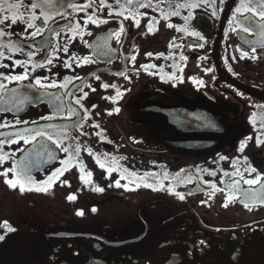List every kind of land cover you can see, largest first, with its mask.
I'll use <instances>...</instances> for the list:
<instances>
[{
    "label": "flooded vegetation",
    "instance_id": "flooded-vegetation-1",
    "mask_svg": "<svg viewBox=\"0 0 264 264\" xmlns=\"http://www.w3.org/2000/svg\"><path fill=\"white\" fill-rule=\"evenodd\" d=\"M87 2L80 0L73 4ZM106 3L110 7L101 8L100 0H93L87 14H93L95 9L94 15L107 23H89L87 27L84 26L86 13L66 5L61 9L65 16L56 15L49 20V27L62 29L59 35L46 30L43 35L32 38L33 30L26 29L24 24L0 25L12 33L10 38H0V42L11 39L24 46L23 54H11L4 49L9 58L0 59V64L8 67H0V74H22L24 68L13 62L27 60L29 52L34 53L33 63L45 61V66L36 67L35 71L29 65L28 79L20 84L4 81L9 90L22 88L27 95L8 102L4 107L8 109L6 112L0 108V123L15 125L0 128V140L12 139L6 133L24 129L67 132L70 139L65 144L81 146L79 160L85 165L84 171L93 174L92 183L87 184L80 178V168L69 164V170L44 192L47 193L45 200L44 193L39 199L24 197L19 188H10L0 176V235L5 237L0 241V251L10 238L42 231L48 248L51 251L56 248L57 258L67 254L106 264H264V205L249 201V207H245L240 199L226 200L221 183L232 179L224 173L234 172V164L243 169L244 157L258 172L264 173V129L261 128L264 124V48L256 43L254 60L241 59L237 51V48L251 51L242 38L255 43L261 37L255 31L232 32L231 21L238 0H223V3L216 0L215 16L211 8L194 10L199 21L196 30L205 37L204 41L177 30L184 26L182 17L187 14L184 10L178 16L164 19L152 8L137 9L134 0L130 7L143 14L137 17L140 21L137 27L132 18L115 15L119 11L116 0H106ZM120 3L126 4V0ZM160 7L168 9L167 0ZM110 9L112 15H109ZM154 17L158 23L153 21ZM36 23L42 24V20ZM77 23L83 39L80 35L72 39L73 33L67 28ZM149 23L153 25L151 31ZM121 24L125 31L119 43L114 35L105 41L109 33L119 31ZM169 24L173 27H168ZM173 42L179 47L171 46ZM199 44L203 47H198ZM57 46L59 50L54 52ZM65 46L67 53L63 51ZM73 54L78 58L89 57L94 62L77 66ZM181 55L186 59L181 60ZM132 56L135 60L130 59ZM48 58L53 59L51 65L46 64ZM142 65L155 67L145 71ZM36 77H41L45 84L55 82L57 87L30 89L28 86L34 85ZM104 84L115 87L105 89ZM67 92L75 95H66ZM54 94L64 96L65 117L69 104L77 115L71 119L59 115L52 120L42 119L56 113ZM75 98L81 99L83 108L71 103ZM27 105L28 109L24 110ZM84 109H87L86 118ZM163 110L173 112V116L162 113ZM17 120L28 123L16 124ZM76 123L83 127H59ZM53 125L56 127H50ZM257 137L262 141L259 145ZM241 143L245 144L242 152ZM41 144L52 151L55 159L47 156ZM88 148L97 156L116 157L122 168L140 176L147 172L162 177L167 172L171 178L181 173V179L191 176L193 182H173L174 191L185 194L184 200L169 193V180H164L165 187L159 190L143 184L139 187L129 184L131 190L116 187V180L121 185L129 182L121 180L116 171L109 175L101 169L86 151ZM3 151L15 153L13 160L16 161L26 158L37 181L47 180L68 156L50 141L40 138L36 143L24 144L21 140L18 144H5ZM222 156L226 159L221 160ZM10 166L11 161L0 166V171ZM8 178H12L11 173ZM149 182L156 183L151 177ZM212 184L216 185L215 191ZM97 186L104 191H95ZM241 186L248 189L242 182ZM255 189L258 191L259 186ZM13 191L21 198V205L13 203L12 195H8ZM25 192L30 195L36 191ZM69 195H75V199L70 201ZM33 199L37 202V205L34 203L36 214L29 209ZM225 203L227 207L223 206ZM4 206L10 211H5ZM81 210L84 215H77ZM5 222L15 231L7 232ZM55 233L72 237H48ZM130 240L137 242L123 244ZM54 260L50 257L47 264Z\"/></svg>",
    "mask_w": 264,
    "mask_h": 264
},
{
    "label": "snow or ice",
    "instance_id": "snow-or-ice-1",
    "mask_svg": "<svg viewBox=\"0 0 264 264\" xmlns=\"http://www.w3.org/2000/svg\"><path fill=\"white\" fill-rule=\"evenodd\" d=\"M93 0H88L87 3L83 5H77L72 4L70 5L74 11L80 12L83 11L86 13V20L84 22V26L87 27L89 23L99 25L100 23H107V20H101L98 17L94 15L95 9H93V14L89 15L87 14V9L92 7ZM116 3L119 5V11L115 12V15L117 16H123L124 19L132 18L134 20V23L137 27H139V19L137 18L140 15H143L142 13H139L135 10H133L130 6L133 5L134 0H126V4H121L120 0H116ZM164 3V0H135V7L138 8H152L153 11H158L160 13L161 18L167 19L170 16L173 15H180L181 10L186 11V15L182 17L184 20V26L181 28H178L177 30L180 32L185 33L188 36H192L197 38L200 41H204L205 37L201 35L200 31H197L196 28L199 27V21L197 16L195 15L194 10L200 9V8H211V14L213 16L217 15L218 8L216 5V0H183V2H180V0H167V3L169 5L168 9H164L160 7V4ZM221 3H223V0H221ZM173 4H175V7H173ZM110 7L106 0H100V7ZM65 7L64 4H60L59 7H57L56 3H54V0H31L30 3H25V0H0V25H4L7 27L9 23L11 25H17L18 23L26 25V29H32L33 31L30 33V36L32 38L37 37L38 35H43V33L47 30L49 33H54L56 35H59L60 31L54 27H49V20L53 19L56 15L65 16V13L61 11V9ZM23 9V10H22ZM37 10H39V15H37ZM127 13V14H126ZM112 11L110 9L109 15H112ZM258 21L257 22V18ZM37 20H42V24H37ZM153 21L158 23L156 18H153ZM193 21H196L195 24H193ZM232 32H235L239 34L240 32L249 33L251 34L253 31L256 32L257 35L261 37L260 41L252 42V41H243L242 42L248 44L251 47V51H245L242 48H237V51L240 53V58H250V59H256V43L260 44V47L264 48V0H238L237 6L234 8V13L232 17ZM152 23H149L148 29L149 31L152 30ZM168 27H173L172 24H169ZM67 28L70 32L73 33L72 39H75L76 35H80L81 39H83V34L80 33V24L77 23L75 25L69 24L67 25ZM125 31L123 24H121L119 31L115 33H109L105 37V41L110 39L113 35L117 37V42L119 43V37L120 35ZM87 35H91L90 32L86 33ZM11 37L12 33L5 30L4 27H0V38L3 37ZM206 42V41H205ZM48 43L47 41L44 42V44ZM44 44H42L40 47L37 48V51H39ZM175 47H179L178 45H175L173 42V45ZM198 47H203V44L197 45ZM31 47V45H29ZM23 48L24 46L21 45L18 41H12L9 39L7 42H0V59H7L9 57L5 56L6 49L11 54L21 53L23 54ZM59 47L53 49V51H58ZM63 51L65 53L68 52V48L65 46L63 48ZM148 56H152V53H147ZM28 59L25 61L21 60H15L13 63L16 66L24 68V72L22 74L18 75H3L0 74V100L4 99L5 96H11L15 97L17 93L19 92L18 88H12L8 89V83L15 82L17 84L22 83L24 80L28 79V69L29 65L31 66L32 70L35 71L36 67H43L45 66V61H39L33 63V56L34 53H27ZM73 60L77 61V66H80L81 63H92L94 62L89 57H83L78 58L73 54L72 56ZM130 59L135 60V56L130 57ZM181 60H185L186 58L181 55ZM203 59V58H202ZM235 59V57H233ZM53 63L52 58H48L46 60L47 65H51ZM0 67L7 68L8 65L6 64H0ZM147 71L149 68L155 67L154 65H142ZM206 71H210V69H206ZM231 71V69H229ZM118 75H124V73H118ZM99 79V77H96ZM127 79V77L125 76ZM76 79H80L77 77ZM4 81H7L8 83H5ZM197 83L202 84V81H197ZM34 86L41 88V89H49L57 87L55 82H49L47 84L42 82L41 77H36L34 80V85L30 84L28 87L31 89ZM60 87H65V85H60ZM103 87L107 89L108 87H115V85H109L104 84ZM95 89H93L94 91ZM80 91H83V86L81 87ZM120 95L119 91L117 93ZM66 95L74 96L75 94L72 92H67ZM85 96H87V93H84ZM110 99V98H106ZM54 106L56 108V113L52 116L43 117L42 119L46 120H52L55 118L56 115L61 116L62 118L71 119L72 117L77 115L76 109L71 107V104L67 106L66 110V117H65V103H64V96L59 94H54L52 97ZM58 102V103H57ZM115 102V101H114ZM71 103H74L75 105H79L81 108H83V105L81 104L80 98H75ZM264 107V106H262ZM5 111L8 109L5 108ZM118 112L119 109H116ZM85 112V118L87 117V109H84ZM255 115V114H254ZM16 124H27V121H20L17 120L15 122ZM9 127H15V125H9L7 122L0 123V128H9ZM50 127H56L55 125ZM62 129H69L72 127H83L81 123L76 124H64L59 126ZM261 128L264 129V124L261 125ZM83 134V133H82ZM9 137H13L12 139H2L0 140V166L4 165L5 163H8L11 161V166L4 168L2 171H0V176L4 177V182L12 189L19 188L20 192L23 193L24 191H38V192H47L48 189L52 186L53 182L59 178L60 175H62L65 171H68V165L73 164L74 166H78L81 171V180H83L85 183L90 184L92 183L91 177L92 172L87 171L85 172V165H83L82 162L79 160V154L81 151V146L77 143L75 145H67L65 144V140L70 139L67 132H61V133H53L46 129L42 128H34V129H24L23 131H17V132H10L8 134ZM37 138L40 139H46L50 141L52 144L56 146L57 149H60L64 153H67V159H63L60 161L61 168L56 169L53 173H51L47 180L45 181H37L34 178L33 175V168L30 163L27 162L26 158L23 160H13V156L15 153H7L3 151V148L5 144L11 145V144H18L21 140H23L24 144H30V143H36ZM257 144L259 145L262 143L259 137H257ZM245 147L244 143H241L240 145V151L242 152ZM40 148L44 149L47 156H49L51 159H55V156L53 155L52 151L45 148L44 145H40ZM88 154L90 156H93V158L96 160V163L98 166L103 169L106 173L111 175L113 171H116L120 175L121 180H128L129 183L121 185L119 180L115 181L116 187H124L126 190L129 189V184H135L136 187H139L141 184H143L144 187L152 188L153 190H159L163 189L165 187L163 181L169 180V184L167 186V190L170 194L178 196L180 200L185 199V194L175 192L174 191V183H192L193 179L191 176L183 177L181 179V173H177L174 177H169V174L167 172L163 173V176H159L158 174L154 173H144L143 176H140L136 173L130 172L127 168H122V166L118 163V160L116 157L112 156L109 157L108 154H101L100 156H97L92 152L90 148L86 149ZM119 159H124V157H120ZM226 159V157H221V160ZM244 167L241 169L240 167H237L235 164L233 167L235 168V171L232 173L225 172L224 175L226 177H232V179L229 180V182L225 183L224 181H221L222 184H224V191L226 194V200L232 201L234 199H240L244 202L245 207H249V201L252 204H262L264 205V173H260L257 171V169L250 164L247 163V157H244ZM9 173L12 174V178L9 179ZM245 173H247V176H245ZM255 173V176L252 174ZM87 177V179H86ZM152 178L156 181V183H150L149 178ZM241 182L243 185H247L248 189H244L241 186ZM62 183H67V181H63ZM35 185V187H33ZM43 185V186H41ZM259 186V190L257 191L255 189V186ZM212 189L216 190V185H211ZM95 191L97 192H103L104 189L101 187H95ZM68 199L74 200L75 195H69ZM224 207H227V203L223 205ZM95 211V209H93ZM79 216L84 215L83 211H77L76 213ZM5 227L7 232L15 231L14 228L7 225V222H5ZM4 235H0V241L4 240ZM203 243V241H201Z\"/></svg>",
    "mask_w": 264,
    "mask_h": 264
},
{
    "label": "water",
    "instance_id": "water-1",
    "mask_svg": "<svg viewBox=\"0 0 264 264\" xmlns=\"http://www.w3.org/2000/svg\"><path fill=\"white\" fill-rule=\"evenodd\" d=\"M79 1L80 0H54V3H56L57 7H59L60 4H64L65 6L66 5L70 6L71 4ZM18 89L19 92L15 97L21 98L22 95H27L25 94L22 88H18ZM15 97L5 96L4 99H2V102L0 103V108L4 110L5 105ZM28 107H29L28 105L25 106L24 110L28 109ZM162 113H166L171 117L173 116V112L169 110H163ZM9 133H6L5 136H8ZM48 237L69 238L72 236L63 233H55L54 235L53 234L48 235ZM134 242H137V240L126 241L123 244L125 245ZM48 247L49 245L46 243L45 236L42 231H40V233L38 234L25 233L10 238L3 244V249L0 251V264H47L48 260H50V257L52 260L57 259L54 260V262H52L51 264H106L105 262H102L100 260L79 259L73 255L66 256L67 254L57 258L56 248H54L51 251L50 248Z\"/></svg>",
    "mask_w": 264,
    "mask_h": 264
},
{
    "label": "rangeland",
    "instance_id": "rangeland-1",
    "mask_svg": "<svg viewBox=\"0 0 264 264\" xmlns=\"http://www.w3.org/2000/svg\"><path fill=\"white\" fill-rule=\"evenodd\" d=\"M18 190V189H17ZM19 192H20V190H18ZM21 193V192H20ZM42 193H44V192H38V191H36V192H31V194L30 195H28L27 194V192H23V193H21L24 197H29V198H33V197H37V199H39V197H40V194H42ZM8 195H12V197H11V200H12V202L13 203H15V204H17V205H21V198L18 196V195H16V192H12V193H8ZM44 195H45V197H44V200L47 198V193H44ZM4 196H5V191H3V199H4ZM31 196V197H30ZM36 200L35 199H33L31 202H29L30 203V207L31 208H29V209H31V211L32 212H34V210L37 208V207H34V203H35V205H37V202H35ZM41 206H43V205H41ZM4 210L5 211H10L9 210V207H5L4 206ZM34 214H36L35 212H34ZM38 220H41V218H39ZM37 223H38V221H36Z\"/></svg>",
    "mask_w": 264,
    "mask_h": 264
}]
</instances>
